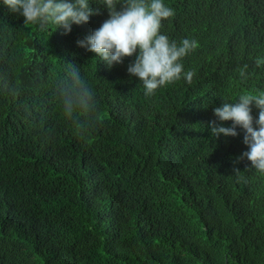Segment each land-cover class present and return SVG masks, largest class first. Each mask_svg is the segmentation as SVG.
Wrapping results in <instances>:
<instances>
[{
    "label": "trees",
    "instance_id": "1",
    "mask_svg": "<svg viewBox=\"0 0 264 264\" xmlns=\"http://www.w3.org/2000/svg\"><path fill=\"white\" fill-rule=\"evenodd\" d=\"M163 2L161 33L198 42L181 61L194 75L146 96L134 57L109 67L77 44L105 6L65 34L0 0V264H264V173L239 159L243 129L209 127L224 100L264 91V0ZM69 64L103 121L83 136L56 92Z\"/></svg>",
    "mask_w": 264,
    "mask_h": 264
},
{
    "label": "clouds",
    "instance_id": "2",
    "mask_svg": "<svg viewBox=\"0 0 264 264\" xmlns=\"http://www.w3.org/2000/svg\"><path fill=\"white\" fill-rule=\"evenodd\" d=\"M92 2L105 6L109 18L91 35L78 40V46L95 53L109 67L122 64L125 57H134L127 71L142 81L146 96L181 78L191 82L194 72H185L181 61L196 50L198 42L184 38L178 44L161 33L162 21L175 14L163 0ZM3 3L23 16L25 25L53 23L62 27L65 34L72 31L73 24L86 23L91 16L100 14V7H89V0H3ZM117 5H121L119 10ZM255 63L257 67L264 66V60L257 59ZM69 66L65 77L57 82L56 92L64 118L83 136L103 121L95 93L81 76L80 68ZM246 69L247 65L240 70L243 79L247 78ZM253 104L259 110L258 119L252 115ZM213 111L217 120L209 123L211 137L219 139L221 134L235 137L239 126L244 130L243 142L249 148L239 159L246 157L255 170L264 173V91L245 92L234 103L224 100ZM225 121H232V125L223 126ZM239 172L235 169V173Z\"/></svg>",
    "mask_w": 264,
    "mask_h": 264
}]
</instances>
